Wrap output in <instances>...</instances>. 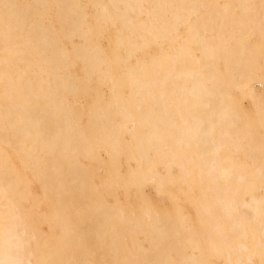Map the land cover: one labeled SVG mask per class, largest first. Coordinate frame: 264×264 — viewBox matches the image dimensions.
Wrapping results in <instances>:
<instances>
[{"label": "bare ground", "instance_id": "1", "mask_svg": "<svg viewBox=\"0 0 264 264\" xmlns=\"http://www.w3.org/2000/svg\"><path fill=\"white\" fill-rule=\"evenodd\" d=\"M106 8L120 24L110 51L97 42L105 19L88 22L80 0H0V264H255L251 256H264V195L254 193L264 188V109L246 116L235 94L264 103V40L246 45L264 34V0ZM96 79L110 97L96 94L82 112L77 96L92 94ZM146 125L148 135L138 129ZM160 156L181 163L186 181L208 174L197 220L147 199L148 183L163 191Z\"/></svg>", "mask_w": 264, "mask_h": 264}, {"label": "rangeland", "instance_id": "2", "mask_svg": "<svg viewBox=\"0 0 264 264\" xmlns=\"http://www.w3.org/2000/svg\"><path fill=\"white\" fill-rule=\"evenodd\" d=\"M80 1L82 3V9L86 13V17L88 19V22H91V23L94 22L95 18L98 16V14L102 15V17L105 19V22H104L105 25L104 26L106 28H108V31H104L102 33V37H100V39H97V42L101 46L104 47V50L110 51L111 48L109 47V44L110 43L112 44V42H113V40L109 38L110 35L113 34L116 37H118V35H120V33L118 31L114 30L115 28H118L120 26V24L116 23L115 17L112 14H110L109 10L106 8V5L109 4L110 0H103L104 5L102 7L100 6L98 8L93 6L92 0H80ZM233 2L237 6V4L239 3V0H233ZM54 15L55 14H52L51 17L53 19L55 18V20H57L58 19L57 16L55 15V17H54ZM55 25H56V27H62L59 23H57ZM106 34H108L107 35L108 37L105 36ZM23 38L24 37L21 36L20 40H22ZM262 40H264V34L259 30L255 31L249 39H246L247 50L248 51L252 50L254 45L260 43V41H262ZM77 41L84 44V38L81 35L77 38ZM124 49L125 48H118V51L121 52L122 57L125 56ZM152 50H153L152 52L157 51L156 48H153ZM259 60H260L259 63H260V67L262 69V72H264L263 56H261ZM122 61L124 62V60H122ZM19 65H22V64H19ZM105 66H106V63H103V67H105ZM123 67L124 66H122V68ZM220 70L225 71V66L220 65ZM77 75L82 76V70L77 71ZM128 87H129L128 83L122 84L121 88H122V91L124 89L123 94L125 97H127ZM91 88L93 91L92 94H88L87 92L80 90V93H82V94L77 96V97H79L77 109H79L82 112H86V110H88V108L93 103L94 96L96 94L103 95L104 97L107 98V100L110 97V91L108 88V84H106V82L104 83L103 80L96 79L95 80V86H92ZM237 93L238 94H235L236 95L235 97L240 102L241 108H242V110L246 116L253 118L255 116V114L257 113V106H262V108L264 109V103L262 101V98L256 99V98L252 97L251 95L248 94L246 89H241ZM154 110H156L157 112H161V111L164 113L168 112L166 109H164L163 107L158 106V105L154 106ZM117 121L122 123V124H125L126 129L128 131H132L133 129L137 128L135 119L127 120L126 118L118 117ZM161 125L164 128H169L170 127V121L165 120L163 123H161ZM138 129H139V131L145 133L146 135L149 134V127L147 125L143 126V127H139ZM261 131L264 132V127L261 128ZM125 135H126V140L128 142H130V143L134 142L131 139L130 135H128V132L125 131ZM164 150L167 151L168 146H165ZM147 152H148V157L151 160H154V158L157 155L156 149L154 147H151L147 150ZM232 152H233L232 154L234 157H236V158L240 157V149L239 148H233ZM120 157H121L120 163L122 164V167L125 165V169L122 170V173L128 174L129 173V166H130V164H129L130 158L126 152L121 153ZM159 159H160V161L154 165L153 170L155 172H158L163 177V179L165 180L163 187H162L163 191H157L155 189V187L152 186L151 183H148L147 187H145V190H146L145 194H146L147 199L149 200V202L154 203L163 209H167V208L174 209L178 205L182 208V210L185 214L191 215V216H193L194 220H197L198 217L195 213V211H196L195 203H197L201 199V197L204 195V192L207 191L208 186L206 184V179L208 177V174L205 172V174L202 175V178H201L202 180H199L197 182L186 181L182 177L183 166L181 163H174V164L169 165L168 161L166 160V158L164 156H160ZM245 161L247 164L252 165L256 161V158L246 157ZM258 161L260 163L264 164V157H260L258 159ZM103 162H101V163H103ZM135 162L138 164L137 161H135ZM105 163H107V161ZM208 171H210V169ZM168 173H171L174 177L172 182L167 181ZM99 174H100V177L105 175V173H103V172H100ZM246 179L249 181L248 177ZM254 193L257 196H259V195L263 196L264 195V188L262 187L259 189H255ZM238 207L240 209V206H238ZM24 208H25L24 209L25 214L28 215L26 204H24ZM237 213H238V211L233 212V214L235 216L237 215ZM261 221H262V219H261ZM142 239H143V244L146 245V247H148L149 244H147L148 241L146 240V238L143 237ZM250 259L252 260V263L264 264V256L259 257L258 255H254V256H251Z\"/></svg>", "mask_w": 264, "mask_h": 264}]
</instances>
